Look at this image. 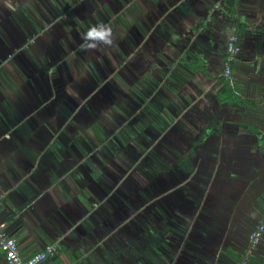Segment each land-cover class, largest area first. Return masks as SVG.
I'll return each mask as SVG.
<instances>
[{"label": "crops", "instance_id": "0c3cea01", "mask_svg": "<svg viewBox=\"0 0 264 264\" xmlns=\"http://www.w3.org/2000/svg\"><path fill=\"white\" fill-rule=\"evenodd\" d=\"M80 2L0 0L2 230L22 258L54 245L39 264H241L264 209V0H117L96 14ZM101 25L135 96L162 85L170 103L164 142L146 154L150 200L99 197L110 173L89 176V161L109 155L89 152L54 82ZM233 27L238 95L222 77ZM246 264H264V235Z\"/></svg>", "mask_w": 264, "mask_h": 264}, {"label": "rangeland", "instance_id": "374dc122", "mask_svg": "<svg viewBox=\"0 0 264 264\" xmlns=\"http://www.w3.org/2000/svg\"><path fill=\"white\" fill-rule=\"evenodd\" d=\"M114 1L117 0H89V2L82 0L77 6L85 4L86 8L89 6L91 14H96L98 10L99 12L104 9L109 11L108 6L116 7ZM74 34L77 36L76 33ZM115 35L111 33L106 39H90L87 49L89 54L86 52L85 55L83 50H80L75 57L65 60L67 65L61 68L60 72H55L57 74L54 82H60L62 86L59 91L60 99L65 101L66 109H70L68 119L76 126L78 135L84 137L89 135L94 142L92 144L89 139V152L99 153L103 161H105V153L109 155L108 161L103 164L95 159L89 161V176L99 174L102 168L110 173V189L107 192L103 188L99 197L104 196L103 199L108 201L114 199L116 193H120L122 198L150 200L149 188L151 180H155L150 178V175L155 172L157 163L153 160L155 165L152 164V167H149L150 161L146 158V154L158 151L161 144L156 143V140L164 142L165 130L160 116L165 114L164 109L170 103L164 92L161 93L162 85L158 89L146 87L148 91L146 97H142L143 101L140 96H135L137 91L134 89L133 80L125 83L123 76H119L118 73L116 38H113ZM34 36L35 34L31 35V42L34 41ZM75 40L80 42L76 38ZM106 40H110L111 43H107ZM48 56L51 55L47 54L46 58ZM64 73L68 74V78H63ZM60 78H63V82ZM138 107L153 112L139 111ZM177 108L180 109V107ZM140 114L145 115L147 121ZM149 122H154L158 132L149 126ZM145 129H151L147 130L150 133V144H143L147 141L143 137ZM156 134L158 137H155ZM153 143H156V147ZM104 145L107 150H102L103 153L95 150ZM134 156H136L135 159ZM121 161L123 163L120 164ZM162 162L165 164L164 160ZM138 170L143 175V181L140 182L138 180L141 177L136 173ZM163 177V174H158V180L162 181ZM90 181L89 177V183ZM139 185H143V192Z\"/></svg>", "mask_w": 264, "mask_h": 264}, {"label": "built area", "instance_id": "2783aa9c", "mask_svg": "<svg viewBox=\"0 0 264 264\" xmlns=\"http://www.w3.org/2000/svg\"><path fill=\"white\" fill-rule=\"evenodd\" d=\"M241 47L236 28L233 27L229 33L226 43V54L223 60L222 77L226 85L232 90L235 95L239 94L236 88V80L233 72V63L236 61L237 55L240 53ZM264 235V209L260 219L251 229L248 235L247 246L244 250L241 264H246L247 259L251 256L254 250L258 247ZM0 251L3 253L7 264H39L47 255L55 251L54 245L46 246L45 250L36 252L29 257L22 258L17 250L16 239L7 235L1 228L0 224Z\"/></svg>", "mask_w": 264, "mask_h": 264}, {"label": "clouds", "instance_id": "9594fccd", "mask_svg": "<svg viewBox=\"0 0 264 264\" xmlns=\"http://www.w3.org/2000/svg\"><path fill=\"white\" fill-rule=\"evenodd\" d=\"M111 34V29L106 28V26L101 25L99 29L97 27H92L87 32V37L92 38H99V39H106L107 36ZM107 43H111L110 40H106Z\"/></svg>", "mask_w": 264, "mask_h": 264}, {"label": "trees", "instance_id": "16d2710c", "mask_svg": "<svg viewBox=\"0 0 264 264\" xmlns=\"http://www.w3.org/2000/svg\"><path fill=\"white\" fill-rule=\"evenodd\" d=\"M228 87V86H227ZM229 88V87H228ZM230 89V88H229Z\"/></svg>", "mask_w": 264, "mask_h": 264}]
</instances>
